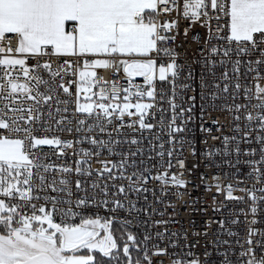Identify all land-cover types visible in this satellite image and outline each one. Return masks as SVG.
Segmentation results:
<instances>
[{"label":"snow or ice","instance_id":"1","mask_svg":"<svg viewBox=\"0 0 264 264\" xmlns=\"http://www.w3.org/2000/svg\"><path fill=\"white\" fill-rule=\"evenodd\" d=\"M173 12L176 18L159 19ZM181 19L188 22L183 42L192 26L205 29L203 38L192 36L200 46L199 59L191 61L200 65L198 77L191 65L182 76L186 66L178 63ZM61 57L76 60L58 62ZM98 69L122 72L127 86ZM0 71V264H153V256H168L169 264H264V227H256L264 223L258 218L264 213V0H0ZM213 112L229 114L232 135ZM209 138L223 147L209 145ZM52 155L65 163L52 162ZM198 155L205 168H221L214 159L221 156L235 171L213 174L208 183L201 172L195 184L190 177L200 168ZM241 164L248 169L242 174ZM222 179L234 183L225 186ZM152 181L158 185L149 188ZM200 187L215 189L214 213L227 207L217 203L222 192L228 201L247 203V212L241 208L229 213L235 218L205 220L198 228L196 217L208 211L206 201L192 195ZM237 190L245 195L234 196ZM148 193L163 210L138 206ZM101 208L159 215L153 226H164L155 233L161 241L183 213L184 239L194 242L169 252L180 246L150 245L152 235L140 240L129 230L131 219L101 216ZM212 224L219 228L208 240ZM241 224L243 238L226 227ZM222 232L235 239L221 240ZM201 239L203 258L192 251Z\"/></svg>","mask_w":264,"mask_h":264},{"label":"built area","instance_id":"2","mask_svg":"<svg viewBox=\"0 0 264 264\" xmlns=\"http://www.w3.org/2000/svg\"><path fill=\"white\" fill-rule=\"evenodd\" d=\"M174 18H176V13L175 12H173L171 14H164V15H161L159 17V19L161 21L171 20V19H174ZM186 27H188V22L181 19V21H180V33H181V35L177 38V41H176V44H175L176 51L180 54L179 55V59H178V63L186 66L185 67V72L182 73V76L186 75L187 65H191V67L195 70L194 74L198 77L199 73L201 71L200 65L198 63L197 64H191V61L194 58L195 59H199L200 53L198 51V48L200 46L197 45L192 40V36L196 35L198 33L203 38L204 35H205V29L199 27L198 25L192 26L191 31L188 34L186 42H183V41H185V38L183 36V31H184V29ZM11 43H12V46L15 47V44H16L15 39H12ZM45 59H47V57L41 58V62H43V60H45ZM53 59L55 60V58H53ZM64 59H71V60L75 61L76 57H61L60 61H58V62H62ZM33 63H35L34 60H32V59L28 60V64L29 65H31ZM55 66H56V64L54 63L53 67L55 68ZM97 71L105 79L118 80V81H120V83H122L125 86H127V81L123 78L122 72L118 76H111V73H110L109 70L98 69ZM242 71H243V69H242ZM0 74H2V71H0ZM249 79H250V77H249ZM134 83L142 85L143 84V78L142 77L134 78ZM261 83L264 84V81H261ZM157 85H158V87L160 86V82L159 81H157ZM71 91L73 93H75V86L72 87ZM133 91H135V89H133ZM189 95H191V93H189ZM166 106L167 105L165 104V107ZM198 111L199 110L197 109V113H198ZM211 115H212V118L219 119L224 124V128H223L224 134H226V135H232L233 134L231 132V127H230L231 117L229 116L228 113H226V112H224V113L213 112V113H211ZM128 120H129V118L125 117V121H128ZM205 120H208V116L207 115L205 116ZM152 122H154V121H152ZM198 123L199 122H197L196 126L194 127V133H195V139H196V144H197V151H198V154H199V152H202L204 150V145L200 142L201 139H202V134L199 132ZM206 126H210V121H209V124L206 125ZM190 127H192V125H190ZM125 131L127 132L128 129L125 128ZM212 134L213 135H220V133L215 132V129L213 130ZM56 135H59L62 139H74L75 138V134L70 136L67 133H56ZM132 135L139 136V133H132ZM147 135L148 134L145 133V136H147ZM209 145H214L216 148H222L223 147V145H222V143L220 141H212L210 138H209ZM145 146H147V140H145ZM82 147H88V145L85 144V145H82ZM126 147L127 146L125 145L124 148H126ZM44 151L45 152H52L53 150H51L47 146H45L44 147ZM67 151H68V153L70 155L71 150H67ZM185 156L188 157V166L191 167V163L193 162V158L191 157V155L189 154V152L187 150H185ZM105 158H107V154L106 153H105L104 156H101L99 159L103 160ZM74 159H75L74 157L70 156V158L67 160V163L68 164H72ZM110 159L116 160L118 158L117 157H110ZM214 159H215V161L217 163H221V168H219V169H216L214 167L205 168L204 164L207 161H205L203 158L199 157V155H198V158L196 159L195 162L200 164V168L198 170L194 171L193 176L190 177V179H192L195 184H199L200 183L199 174L201 172L206 173V175L208 176V180L205 181V183H208V182L211 181V177H212L213 174H220L221 177H223L224 172L232 173V172L235 171V169H230V168H228L226 165H224L222 163V160L225 159V158H223L221 156H216ZM227 159L234 160L235 158L234 157H228ZM241 159H244V157H241ZM51 161L56 163V164L65 163V161L62 158L61 159H57L56 155H52L51 156ZM154 162L155 161H153V163ZM92 167L93 168H99L100 164L98 163V161L93 160ZM239 167L241 168V174L248 171V169L246 167H244L243 164H241ZM173 171H176V169H173ZM186 178H189V177H186ZM82 179H84V178H82ZM87 179H89V180L96 179L95 174L92 177L87 178ZM73 180H75V177H73ZM228 183H234V181L229 180V179H222V184L223 185L226 186ZM248 183H250V181H246L244 184H240L239 187H245ZM157 185H158L157 181H152V182L149 183L148 187L149 188H153V187H156ZM73 187H74V185H73ZM189 187L191 189V186H189ZM213 194H215V189L214 188L212 189L211 192H205L203 187H200L199 189H197L196 191H194L192 193V195L194 197L203 198L206 201V207L208 209L207 213L204 216H202V217L201 216H197L196 217V219L198 221V228L202 227L203 222L205 220H216V221H219L222 218H225V219L235 218V216H230L229 213L238 211L241 208L245 209V212H247V207H248L247 203H240V202H237V201H228V200L225 199L226 193L222 192L220 194H217V203L219 204V202H224L227 205V207L222 208L220 213H214L212 211V207H213L212 195ZM52 195H55V194L52 193ZM146 195L148 196L147 202H145L143 196H141L140 199H139V203H138L139 207L148 208L149 212H151V208L152 207L159 208L160 210H163V205H158V204H155L153 202V197H152L151 193H148ZM233 195L234 196H242V195H245V194L241 193L240 191L237 190V191L233 192ZM130 198L131 199H135V197H130ZM245 200H247V197H245ZM39 203H43V201H39ZM149 205H151V207H149ZM49 207H50V205H49ZM198 207H199V205H198ZM99 214L101 216L117 215V216H119L121 218L131 219L132 220V224L130 226H128V228L133 233H135L140 240L143 239L145 233H148V234L152 235L153 239L149 242L150 245L159 244L160 247L163 248V247L167 246L170 241H175L180 247H177V248H174V249L173 248H169L168 249L169 252L180 253L181 252V248L183 247V245L185 243H193L194 242V238H192L191 236H189L188 240L184 239V229H187V227H188V224H187V219L188 218L183 213L179 217H176V219L181 221L179 224L169 223L167 225V232H166L165 237H164V239L162 241L155 238V233L159 232V231H164V226H153V222L154 221L161 219V217L159 215L153 214V215L149 216V215H145L144 212H141L139 214V216L136 217L135 214H133L132 216H128L123 211H120V212L115 213V214L108 213V212H105L104 209H102V208L99 210ZM163 218L164 219H168L167 215H165ZM251 218H252L251 214L248 213L247 214V219H251ZM258 218L262 222H264V213H261ZM240 219H241V221H244L245 220V216H243V215L240 216ZM57 220H59V217H57ZM114 227H115V224L113 225V228ZM226 227H230L234 231H239L240 235H241V238H243V236L245 235L246 228L244 227L243 224H241L239 226L226 225ZM256 227H264V223L257 224ZM218 228H219L218 224H212L211 229L208 230L209 233H210L208 238H207L208 240H212V239L215 238L213 233H215ZM171 232H177L178 235L175 236V237H172L170 235ZM220 239L221 240H225V239L234 240L235 238H230L225 233L222 232L220 234ZM204 245H205V241H204V239H201L200 247L192 249V251L197 252V254H200L201 258H203L202 257V252H203ZM184 250L187 251L188 249H184ZM152 260H153V264H158V262H163V264H169V257L168 256H153Z\"/></svg>","mask_w":264,"mask_h":264},{"label":"rangeland","instance_id":"3","mask_svg":"<svg viewBox=\"0 0 264 264\" xmlns=\"http://www.w3.org/2000/svg\"><path fill=\"white\" fill-rule=\"evenodd\" d=\"M114 229H116V230H117L115 234H116V236H117V237H119V235H120V232H121V231H123V229H121V227H120V224H118V223H117V224H115V227H114ZM129 230H130V229H129ZM130 231H131V230H130Z\"/></svg>","mask_w":264,"mask_h":264}]
</instances>
